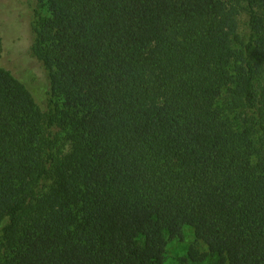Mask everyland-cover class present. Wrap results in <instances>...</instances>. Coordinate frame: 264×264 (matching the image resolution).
<instances>
[{
    "label": "trees",
    "instance_id": "1",
    "mask_svg": "<svg viewBox=\"0 0 264 264\" xmlns=\"http://www.w3.org/2000/svg\"><path fill=\"white\" fill-rule=\"evenodd\" d=\"M34 2L44 93L0 65V264H166L186 226L184 264H264V0Z\"/></svg>",
    "mask_w": 264,
    "mask_h": 264
},
{
    "label": "rangeland",
    "instance_id": "2",
    "mask_svg": "<svg viewBox=\"0 0 264 264\" xmlns=\"http://www.w3.org/2000/svg\"><path fill=\"white\" fill-rule=\"evenodd\" d=\"M34 5V0H0V22L5 38L0 65L12 69L31 88L40 86L42 90L39 93L43 94L47 87L44 71L41 66L35 63L30 51L29 21L32 14L31 8ZM43 13L47 14L46 9H43ZM40 94H38L39 97ZM193 241V230L186 226L184 238H176L168 243L166 264H184L181 258L187 255L189 244ZM202 248L205 249L204 246ZM185 264L195 263L188 262ZM202 264H207V262Z\"/></svg>",
    "mask_w": 264,
    "mask_h": 264
}]
</instances>
